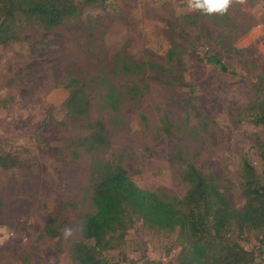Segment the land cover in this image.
<instances>
[{"label":"rangeland","instance_id":"1","mask_svg":"<svg viewBox=\"0 0 264 264\" xmlns=\"http://www.w3.org/2000/svg\"><path fill=\"white\" fill-rule=\"evenodd\" d=\"M106 5L50 31L24 25L20 41L0 51V146L22 159L12 170L0 169V264H72L71 244L81 239L82 218L93 212L96 161L119 163L137 187L181 199L188 186L184 166L174 159L179 149L213 176L236 209L244 204L243 162L263 171L257 155L263 129L240 112L255 101V79L264 76V0H232L223 15L188 10L187 0ZM118 55L166 69L127 75L115 66ZM205 57L219 59L234 75ZM73 77L91 100L87 118L63 109V84ZM133 86L140 91L131 98ZM110 87L120 97L116 108L106 102ZM96 121L109 145L81 149L74 159L67 142L87 136L91 130L84 127ZM47 228L58 236L41 237ZM177 235L136 222L122 247L106 256L112 264L133 249L150 256L133 264L176 257Z\"/></svg>","mask_w":264,"mask_h":264},{"label":"trees","instance_id":"2","mask_svg":"<svg viewBox=\"0 0 264 264\" xmlns=\"http://www.w3.org/2000/svg\"><path fill=\"white\" fill-rule=\"evenodd\" d=\"M108 1L0 0V51L8 50L20 41L19 29L24 25L50 31L79 21L89 11L104 10ZM168 54L173 56L174 49ZM205 59L220 72L234 75L219 59ZM115 66L127 75L145 71L163 73L166 69L154 62H137L127 55H118ZM63 87L68 90V97L62 104L65 113L87 118L91 100L80 81L73 77ZM188 87L192 95L193 88ZM254 90L255 101L240 114L252 125L261 127L264 133V76L256 77ZM139 91L133 86L131 98ZM115 93L110 87L106 98L110 108H116L120 101ZM142 120L146 123L144 117ZM169 127L164 117L163 130L169 132ZM84 128L90 129L91 133L80 140L67 142L74 159L78 158L81 149L92 152L109 145L101 121ZM257 155L263 164L261 174L250 163L243 162L239 189L244 204L240 209L230 204L210 173H204L186 161L179 149L174 159L184 166L182 180L188 186L181 199L159 197L137 187L119 163L96 161L89 196L93 212L82 218L81 239L71 244L72 264H112L106 253L122 247L136 222L155 233L169 234L178 230L177 264H257L256 248L251 242L264 247V138L257 148ZM21 163L20 153L6 151L0 146V169L12 170ZM44 236L56 237L58 233L47 228L41 237ZM242 244L252 247L247 250Z\"/></svg>","mask_w":264,"mask_h":264},{"label":"clouds","instance_id":"3","mask_svg":"<svg viewBox=\"0 0 264 264\" xmlns=\"http://www.w3.org/2000/svg\"><path fill=\"white\" fill-rule=\"evenodd\" d=\"M231 3L232 0H187V8L205 15H223L228 11ZM65 235H71V231L66 230Z\"/></svg>","mask_w":264,"mask_h":264},{"label":"crops","instance_id":"4","mask_svg":"<svg viewBox=\"0 0 264 264\" xmlns=\"http://www.w3.org/2000/svg\"><path fill=\"white\" fill-rule=\"evenodd\" d=\"M252 244H254L255 248H256V253H257V264H264V247L263 246H256L255 243L253 242ZM243 247L247 250L251 249L252 245L251 244H242ZM130 254H126L127 257H124L122 255V260L120 262V264H133V260H137V259H148L150 258L149 256V250H138V249H133L131 252H129ZM146 255V256H145ZM139 264V262H138Z\"/></svg>","mask_w":264,"mask_h":264},{"label":"built area","instance_id":"5","mask_svg":"<svg viewBox=\"0 0 264 264\" xmlns=\"http://www.w3.org/2000/svg\"><path fill=\"white\" fill-rule=\"evenodd\" d=\"M139 264H177L176 257L173 255H164L156 261H151L150 263H145L144 261L139 262Z\"/></svg>","mask_w":264,"mask_h":264}]
</instances>
